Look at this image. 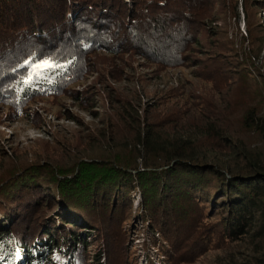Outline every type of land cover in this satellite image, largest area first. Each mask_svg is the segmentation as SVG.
I'll use <instances>...</instances> for the list:
<instances>
[{"label": "trees", "instance_id": "obj_1", "mask_svg": "<svg viewBox=\"0 0 264 264\" xmlns=\"http://www.w3.org/2000/svg\"><path fill=\"white\" fill-rule=\"evenodd\" d=\"M253 1L264 9V0ZM221 5L226 0H0V105L9 118L34 100L64 95L85 109L91 93L74 85L100 59L127 53L192 66L195 79L209 82L163 116L140 115L123 92H102L116 102L107 120L118 118V149L79 156L65 147L19 158L0 148V264H17L15 248L35 254L37 264H136L127 229L136 216L150 233L144 248L151 242L169 264L231 244L246 245L249 255L216 264H264V156L237 130L264 134V115L247 101L256 90L236 86L263 75L223 30L205 28ZM45 59L56 67L23 84L31 65ZM105 71L100 76L114 80L123 70ZM233 116L241 126L231 125ZM99 134L87 135L88 143Z\"/></svg>", "mask_w": 264, "mask_h": 264}, {"label": "rangeland", "instance_id": "obj_2", "mask_svg": "<svg viewBox=\"0 0 264 264\" xmlns=\"http://www.w3.org/2000/svg\"><path fill=\"white\" fill-rule=\"evenodd\" d=\"M244 2L245 0H226L227 6L221 5L220 10L214 8L212 17L204 19V26L207 29L223 30L235 51L238 49L239 54L243 51L254 57L253 61L261 69L260 73L263 75V80L254 84L250 81L239 80L236 82V86L250 85L252 86L250 90H256L257 95L255 96L254 93H247V101L250 99L249 101L254 106L256 105V111L263 116L264 41L259 45L258 39H260V35L263 36L264 34L262 30V27L264 28V9L253 0ZM114 64H118L123 70L119 79L107 80V74L100 76L102 72L106 73L105 70ZM191 71L192 66H160L139 55L129 53L124 54L122 59L118 57H114L112 61L109 57L100 59L98 65L94 66L92 73L90 72L87 77L74 85V89L79 92L88 91L91 93L92 103L85 109L81 108L75 99L65 95L56 99L34 100L29 103L26 113L17 118H9L7 116L9 110L0 105L1 152L19 158H32L35 152L48 155L61 154L65 147L73 150L72 152H76L75 154L79 156L82 153L98 152L102 147L118 149L120 144L118 138L121 134L118 130L116 132L112 130L119 125L118 118L114 116L111 121L107 120L109 115L117 113L116 102L114 107L107 98V94H102V92L110 93L112 92L111 88L116 91L115 93L123 92L127 98L132 100V104L136 106L140 115L157 113L158 116H163L175 107V103L181 104L180 101H192L193 98L190 96L192 91L204 92L209 86V82L204 83L200 79H195ZM96 80H101V83H97ZM232 94L234 97L237 96V91L235 90ZM220 97L219 99H221ZM236 98L238 97L234 99ZM220 101L223 103L222 99ZM224 101L228 103L226 99ZM229 104L236 108L232 104V100ZM232 119L235 123L232 120L231 125L241 126L236 116H233ZM109 129L111 132L108 131ZM237 130L245 145H250L254 152L264 156V134L254 132L251 128H238ZM99 131L98 136L101 139L97 137L94 138L93 142L89 140L91 143H88L87 135H95ZM103 133L106 138L101 135ZM53 148H56L54 153L51 151ZM220 160L228 161L227 158ZM133 198L134 207L132 209L135 210L140 201L137 190L133 193ZM1 221L6 222V219L2 218ZM127 229L130 231L128 249L131 252L134 251L136 264H169L164 262L165 260L159 255L158 250L151 246V242H149L148 249L144 248L150 233L144 230L138 216L133 219L132 225L127 226ZM248 251L246 245L231 244L220 250L211 248L197 257L194 262L181 264L227 262L231 258L236 259V257L249 255ZM15 252L17 264H37L35 254L28 257V253L21 248H15ZM87 252L92 254L93 248L90 247ZM31 260L32 262H28ZM88 264H94L91 258Z\"/></svg>", "mask_w": 264, "mask_h": 264}, {"label": "snow or ice", "instance_id": "obj_3", "mask_svg": "<svg viewBox=\"0 0 264 264\" xmlns=\"http://www.w3.org/2000/svg\"><path fill=\"white\" fill-rule=\"evenodd\" d=\"M25 64H29V61H25ZM56 65L50 59H45L40 61L39 63H35L31 65V70L29 71L27 77L22 81L25 85H30L35 80L42 77L45 73L52 71Z\"/></svg>", "mask_w": 264, "mask_h": 264}, {"label": "bare ground", "instance_id": "obj_4", "mask_svg": "<svg viewBox=\"0 0 264 264\" xmlns=\"http://www.w3.org/2000/svg\"><path fill=\"white\" fill-rule=\"evenodd\" d=\"M20 263V262H19Z\"/></svg>", "mask_w": 264, "mask_h": 264}]
</instances>
